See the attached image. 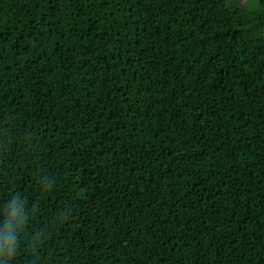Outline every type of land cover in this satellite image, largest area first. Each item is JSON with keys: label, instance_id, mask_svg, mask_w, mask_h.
I'll list each match as a JSON object with an SVG mask.
<instances>
[{"label": "trees", "instance_id": "obj_1", "mask_svg": "<svg viewBox=\"0 0 264 264\" xmlns=\"http://www.w3.org/2000/svg\"><path fill=\"white\" fill-rule=\"evenodd\" d=\"M7 235L0 264H264V0H0Z\"/></svg>", "mask_w": 264, "mask_h": 264}, {"label": "clouds", "instance_id": "obj_2", "mask_svg": "<svg viewBox=\"0 0 264 264\" xmlns=\"http://www.w3.org/2000/svg\"><path fill=\"white\" fill-rule=\"evenodd\" d=\"M15 213V209H13ZM16 243L14 235H7L4 238H0V250L7 251L9 254L15 251L13 245Z\"/></svg>", "mask_w": 264, "mask_h": 264}]
</instances>
